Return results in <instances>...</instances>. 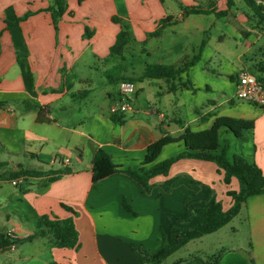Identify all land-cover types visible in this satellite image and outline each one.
Here are the masks:
<instances>
[{"label": "crops", "instance_id": "crops-1", "mask_svg": "<svg viewBox=\"0 0 264 264\" xmlns=\"http://www.w3.org/2000/svg\"><path fill=\"white\" fill-rule=\"evenodd\" d=\"M50 1L53 0H0V175L18 172L20 167L43 174L12 181L0 179V222L6 221L13 226V229L5 227L2 230L0 227V240L10 237L9 234L26 240L36 233L34 223L44 215L59 219L74 216L62 207L66 205L82 215L79 218L77 213L74 217L77 230L81 218L87 221L94 256H84L82 244L69 250L54 248L48 239L41 237L32 242L23 241L41 245V251L49 250L48 264H141L130 244H142L149 253L157 252L162 244V234L169 237L171 223L192 226L198 222L197 218H191L195 206H206L216 200L228 210L233 201L227 192L238 191L239 183L233 179L230 185H226L224 175L218 172L214 163L195 159L181 160L173 165L168 177L153 179L149 193L124 173L93 183L92 160L96 151L104 149L121 170H139L143 167L149 145L165 134L179 137L186 129L204 131L217 117L227 116L255 120V128L250 132L245 148L237 150V140L231 139L230 148H236L234 152H240L264 173V109L245 102L238 104L233 98L218 101L217 85L212 86V79L214 77L217 83L216 75L222 72L207 66L214 58L221 57L223 51L212 47L211 40H202L199 49L203 43L205 47L200 59L178 79H151L166 85L165 89L160 87L159 99L151 108L143 110L140 104L137 105L143 89L138 82L141 75L134 79L139 88L134 112L117 117L103 113L98 107L91 110L87 89L91 81L86 77L84 58L90 54L97 59L107 56V50H111L121 31L120 25L112 22L114 16L129 20L133 30L143 20H149L151 27L143 29L144 34L136 37L146 39L147 43L162 37L168 28L173 29V36L181 34L177 23L183 21L186 24L192 15L185 13V6L181 11L170 4L167 6L166 0H141L134 8L129 6L128 0H103L111 6V14L103 7L91 6L93 0L82 3L78 0L76 8L72 6V0H67L68 10L56 31L52 14L48 11L53 6ZM190 1L202 2L205 7L200 8L208 11L227 10V0ZM215 2L218 7L212 5ZM224 4L226 9H221L219 6ZM28 12L34 15L16 23ZM100 17L106 20L104 26L100 25ZM167 18L169 22L160 35L148 37L159 30ZM8 23L12 25L9 27ZM251 28L246 34L249 37L245 38V52L237 56L244 66L247 55L264 38V27ZM197 30L206 33L200 26ZM186 36L191 37V33L187 32ZM225 38L223 34L221 40ZM263 46L264 43L261 48ZM225 52L234 55L229 49ZM192 59L176 69H183ZM223 62L233 64L226 57ZM244 69L246 67L229 73V80L223 81L225 86L231 84L234 95L236 83L231 77H236ZM124 78L118 79V85ZM171 95L175 98L170 99ZM223 96H226L224 92ZM107 97L110 102L115 99L110 92ZM226 102L232 108L219 113V106ZM39 117L45 122L39 121ZM185 150L183 141L169 144L156 162ZM231 152L230 160L235 155ZM26 157L35 164L27 163L28 167H25ZM150 167L145 166L146 169ZM190 176L194 182L189 180ZM51 178L55 181H50ZM168 180H175V183L166 192L163 186ZM125 204L131 211L125 208ZM237 219L245 221L248 226L247 244L236 247L232 242L231 247H227V243L219 239L211 251V254L222 251L218 261L208 263L197 255L186 262L179 258L174 264H264V195L250 197L238 217L210 235H220L231 227L232 235L237 236L240 230L232 226ZM204 237L194 241H201ZM194 241L179 251L187 249ZM19 245L15 250L8 247L0 253L19 251L16 261L36 258V254L19 250ZM37 251L35 248L33 252Z\"/></svg>", "mask_w": 264, "mask_h": 264}, {"label": "trees", "instance_id": "trees-1", "mask_svg": "<svg viewBox=\"0 0 264 264\" xmlns=\"http://www.w3.org/2000/svg\"><path fill=\"white\" fill-rule=\"evenodd\" d=\"M85 0H79V3ZM237 0H227V10L217 12L216 10H204L200 7H192L185 10L187 15H211L222 18L228 15V12L235 7ZM243 1L264 23V7L258 4V0H241ZM68 10L67 0H54L52 7L48 11L52 14L55 30H58V25L63 15ZM32 12H28L23 17L19 18L16 23L26 21L33 16ZM112 22L120 25L121 31L117 36L115 44L111 48V54L124 57L125 48L135 39L133 38L132 26L129 20L114 16ZM169 19L163 21L159 30L154 34H149L148 37L158 36L165 28ZM12 24L8 23L10 27ZM87 34H89L87 29ZM205 43L199 49L197 55L188 62L183 69H176L169 65H150L139 78L138 82H143L146 79H166L176 80L181 73L193 66L201 56ZM262 49V50H261ZM260 49L263 60L257 66V78L264 84V46ZM123 80L135 81L132 78H124ZM231 80L236 81V77H231ZM118 81V80H117ZM136 82V81H135ZM45 122L40 117L38 119ZM121 123V122H118ZM255 128V121L248 119L232 118L227 116L217 117L211 127L200 132L186 129L179 137H173L165 134L161 139L149 145L147 154L143 162V167L139 170H121L115 165L112 156L104 149L99 148L92 160V181L98 183L107 179L116 173H124L140 184L146 192H151L153 185L152 180L159 176L168 177L171 168L177 162L184 159H195L205 162L214 163L218 172L224 175L223 182L230 185L233 179L239 183L238 191H228L227 195L232 198L233 204L225 210L219 201H212L206 206H195L191 211V218H197L198 222L192 226L170 225L169 237L162 234V244L157 252L149 253L142 244H130L131 251L141 264H163L169 257L174 255L179 250L183 249L191 241L200 239L204 236L218 232L230 224L236 217L239 216L243 205L250 197L264 195V173L255 164L251 163L244 155L235 154L233 159H229L230 142L225 140L221 142V134L231 133L243 145L249 141V134ZM183 141L186 150L174 157H171L162 162H156L161 155L165 146ZM145 166H151L146 169ZM61 172L60 174H63ZM43 175L38 171H31L20 167L18 172L7 173L0 175V179L15 180L19 177L34 178ZM55 181L51 178L50 181ZM175 180H168L163 186L164 191L169 192ZM62 207L73 214L77 213L70 207L62 205ZM125 208L131 211L130 207L125 204ZM36 233L33 236L20 240L18 238L3 237L0 240V250H4L12 245H19L23 241L32 242L36 238H46L54 248L58 249H75L79 246L78 232L72 218L59 219L55 216L44 215L37 219L34 223ZM217 258L216 261H218ZM176 264H180L177 262Z\"/></svg>", "mask_w": 264, "mask_h": 264}, {"label": "rangeland", "instance_id": "rangeland-1", "mask_svg": "<svg viewBox=\"0 0 264 264\" xmlns=\"http://www.w3.org/2000/svg\"><path fill=\"white\" fill-rule=\"evenodd\" d=\"M137 1L141 2V0H128L129 6L134 8V6L137 4ZM51 3L54 4V0ZM71 3L74 8L78 6V0H72ZM90 4L96 8L103 7L104 10L111 14V6L106 4L103 0H93L90 1ZM216 4L217 2L213 3L212 5L214 7H218ZM258 4L264 7L263 1L259 2L258 0ZM166 5H169L178 11H181V7L184 6L187 7V9L192 7H205L202 2H191L190 0H184L182 4L176 0H166ZM219 7H221V9H226L225 4L222 6L220 5ZM245 17H247V21L245 20ZM105 22V18L103 19L100 17V25L104 26ZM177 25V30H179L181 34L173 36V29L168 28L162 37L151 39L146 43V39L136 38L138 35L144 34L143 29L151 27L149 20L145 19L139 26H136L134 30L132 28L133 38L135 40L132 41L125 49L123 58L112 55L111 50L109 52L107 50V56H101L100 59L95 58L92 54L85 56L83 64L87 65L86 77L91 81L87 88L90 93V109L94 110L96 107H98L102 109L103 113L109 114L110 105L112 102H110L108 99L107 93L110 92L114 94L115 99H118V79L121 77L132 78L133 80L138 79L150 65H169L175 68L181 67L184 63L192 59L194 55L198 54V49L202 40H211L212 47H219L223 51V55H221V57L218 56V59L214 58L213 62L207 66L208 69L210 68L222 72L219 74V76L216 75L217 83L214 82V77L212 79V86L216 87L217 85L218 101L220 102L223 99L233 98V102H237L238 104H240V102H244L235 97L231 84L225 86L223 81L229 80L227 76L229 73L234 72L237 69H243L245 67V71H249L255 76L258 75L257 66L263 60L260 48L264 43V38L261 40V43L258 44L247 55L248 60L245 62V66L237 56L245 52L244 42L245 38L249 37L246 34H249L248 31L252 29L251 27H264V23L261 22V19L243 1L237 0L235 7H233L228 12L226 17L218 18L214 14L192 15L189 17L186 24L181 21L177 23ZM199 26L204 28L206 33L199 32V30H197V27ZM187 32L191 33V37L186 36ZM223 34L226 36L224 41L221 40ZM240 34L242 35V38L240 37ZM228 49L233 51L234 55L231 56L230 54H227L225 51ZM224 57H226L233 64L229 65L223 62ZM220 62H222L221 65ZM156 83V81L151 79H146L142 83H139V86L143 89L140 92L137 105L140 104L142 107L141 109L145 110L151 108L152 104L159 99L157 93L161 91L160 87H163L164 89L166 88L165 83ZM223 92L226 96H223ZM179 97L180 95H177V98ZM169 98L174 99L175 97L171 95ZM134 105H136V102H134ZM231 108L232 107L226 102L219 106L218 111L219 113H223L225 110ZM220 139L223 144L225 140H237L232 134L227 135V133H222ZM236 142L238 143L237 150L239 151H242L243 147L245 148V145L249 143L248 141L241 145L238 140ZM235 150L236 148H230L229 152L232 151L231 153H233V155L240 154V152H234ZM26 158V162H23L25 167H28L27 163H30L31 165L35 164L32 159L28 157ZM190 177L189 180L194 182L195 179ZM77 213L79 214V218L82 217L80 212ZM74 217L76 216H72L70 218L75 221ZM86 222L84 217L81 218L78 224V230L76 228L78 232L79 246L81 244L83 245L82 249L84 256L88 255L93 258L94 248L91 240V230ZM232 226L235 228L237 227L238 230H240L237 236H233L231 227H227L224 231H222V233H220V235H207L201 241L192 242L190 245H188L187 249L179 251L178 253L169 257L168 261L164 262V264H174L179 258L185 259L184 262H186L187 259L192 260L197 255H200L199 257L205 262L209 263L211 260L215 261L220 257V255L223 254L221 250L214 252L215 254H211V251H213L214 246L217 245V241L219 239L226 242L227 247H231L229 245L232 242L236 247H239L241 244L243 245V243L247 244L249 242V234L246 222L237 219L234 221ZM0 227L1 230L5 227L7 229H13L12 224L10 225L6 221H1ZM35 248L38 251L34 253L33 251ZM20 249L27 250L28 254H36V258L25 262L18 260L16 261V257L20 254L19 251L5 252L0 253V264H48V261H50L51 252H48L49 250L41 251V245H32L22 242L19 245V250Z\"/></svg>", "mask_w": 264, "mask_h": 264}, {"label": "built area", "instance_id": "built-area-1", "mask_svg": "<svg viewBox=\"0 0 264 264\" xmlns=\"http://www.w3.org/2000/svg\"><path fill=\"white\" fill-rule=\"evenodd\" d=\"M235 96L244 102H248L258 108L264 109V84L257 76L243 70L236 75ZM138 83L130 80H122L119 83V97L110 105L111 116L123 117L135 111V96L138 92ZM15 183V182H14ZM11 238H14L9 234ZM11 250L16 249L12 245Z\"/></svg>", "mask_w": 264, "mask_h": 264}]
</instances>
